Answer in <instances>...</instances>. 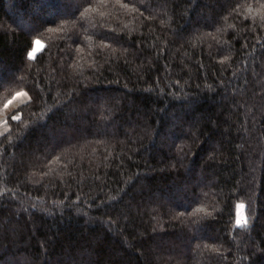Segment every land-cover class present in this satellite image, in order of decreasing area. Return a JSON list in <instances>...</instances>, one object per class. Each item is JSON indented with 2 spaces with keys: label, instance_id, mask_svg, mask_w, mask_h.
<instances>
[{
  "label": "trees",
  "instance_id": "trees-1",
  "mask_svg": "<svg viewBox=\"0 0 264 264\" xmlns=\"http://www.w3.org/2000/svg\"><path fill=\"white\" fill-rule=\"evenodd\" d=\"M22 89L0 264H264V0H0Z\"/></svg>",
  "mask_w": 264,
  "mask_h": 264
},
{
  "label": "rangeland",
  "instance_id": "rangeland-1",
  "mask_svg": "<svg viewBox=\"0 0 264 264\" xmlns=\"http://www.w3.org/2000/svg\"><path fill=\"white\" fill-rule=\"evenodd\" d=\"M39 40L40 44H36V41ZM45 46V42L41 38H36L34 40V46L32 50L30 51V54H32V57H34L39 51H41ZM18 93H23L24 95H17ZM30 95L29 93L22 89L16 91L6 102L5 104L0 107V137L9 130L8 125V118L13 113L15 117H18L21 115L20 113H16L15 111L20 107V105L26 103L29 101ZM7 105V107H6ZM244 205L242 209H238V205ZM243 224L246 220V223L248 221V217L246 214V203L243 201H240L236 204V219L235 222L237 224V220ZM238 225V224H237Z\"/></svg>",
  "mask_w": 264,
  "mask_h": 264
},
{
  "label": "snow or ice",
  "instance_id": "snow-or-ice-1",
  "mask_svg": "<svg viewBox=\"0 0 264 264\" xmlns=\"http://www.w3.org/2000/svg\"><path fill=\"white\" fill-rule=\"evenodd\" d=\"M36 44H40V41L37 40V41H36ZM29 58H32V54H30V57H29ZM17 95H24V94H23V93H18ZM6 107H7V105H6ZM13 119H18V117L13 116ZM243 207H244V205H242V204H240V205L237 206L238 209H242ZM237 224H238V226L243 227V226L246 224V220H245L244 223L242 224V223L239 221V219H238V220H237Z\"/></svg>",
  "mask_w": 264,
  "mask_h": 264
}]
</instances>
